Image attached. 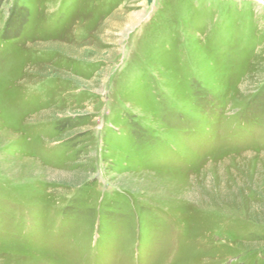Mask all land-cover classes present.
Listing matches in <instances>:
<instances>
[{"label": "rangeland", "instance_id": "obj_1", "mask_svg": "<svg viewBox=\"0 0 264 264\" xmlns=\"http://www.w3.org/2000/svg\"><path fill=\"white\" fill-rule=\"evenodd\" d=\"M0 264H264V0H0Z\"/></svg>", "mask_w": 264, "mask_h": 264}]
</instances>
